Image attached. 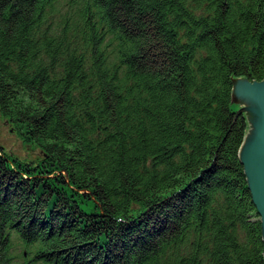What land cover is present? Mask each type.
<instances>
[{
	"label": "trees",
	"instance_id": "16d2710c",
	"mask_svg": "<svg viewBox=\"0 0 264 264\" xmlns=\"http://www.w3.org/2000/svg\"><path fill=\"white\" fill-rule=\"evenodd\" d=\"M239 78L264 0H0V264H264Z\"/></svg>",
	"mask_w": 264,
	"mask_h": 264
},
{
	"label": "water",
	"instance_id": "95a60500",
	"mask_svg": "<svg viewBox=\"0 0 264 264\" xmlns=\"http://www.w3.org/2000/svg\"><path fill=\"white\" fill-rule=\"evenodd\" d=\"M238 112L247 115L249 128L240 149V159L251 191L252 201L260 215L264 241V79L234 81Z\"/></svg>",
	"mask_w": 264,
	"mask_h": 264
},
{
	"label": "rangeland",
	"instance_id": "374dc122",
	"mask_svg": "<svg viewBox=\"0 0 264 264\" xmlns=\"http://www.w3.org/2000/svg\"><path fill=\"white\" fill-rule=\"evenodd\" d=\"M0 146L4 147L6 152L24 161L37 160L42 157L40 147L36 143L25 141L22 133L17 131L1 113Z\"/></svg>",
	"mask_w": 264,
	"mask_h": 264
}]
</instances>
